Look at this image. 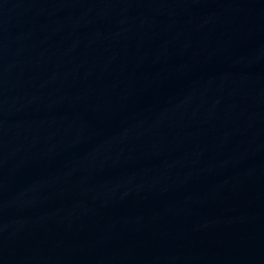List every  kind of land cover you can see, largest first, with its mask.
<instances>
[{"label":"water","instance_id":"1","mask_svg":"<svg viewBox=\"0 0 264 264\" xmlns=\"http://www.w3.org/2000/svg\"><path fill=\"white\" fill-rule=\"evenodd\" d=\"M0 264H264V0H0Z\"/></svg>","mask_w":264,"mask_h":264}]
</instances>
